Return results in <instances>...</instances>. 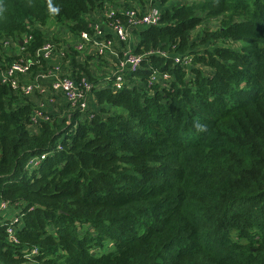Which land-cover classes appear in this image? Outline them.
Here are the masks:
<instances>
[{"label": "trees", "instance_id": "obj_1", "mask_svg": "<svg viewBox=\"0 0 264 264\" xmlns=\"http://www.w3.org/2000/svg\"><path fill=\"white\" fill-rule=\"evenodd\" d=\"M136 1L0 0V40L23 47L0 44V71L22 57L33 78L51 42L91 88L84 111L62 100L32 125L38 92L0 82V264H264V0ZM153 9L157 25H130ZM49 22L90 41L62 46ZM132 39L140 69L113 89Z\"/></svg>", "mask_w": 264, "mask_h": 264}, {"label": "built area", "instance_id": "obj_2", "mask_svg": "<svg viewBox=\"0 0 264 264\" xmlns=\"http://www.w3.org/2000/svg\"><path fill=\"white\" fill-rule=\"evenodd\" d=\"M134 10H128L126 14H129L130 16V25L131 26H138V27H150L157 25L159 13L153 9L144 15L136 16L134 14ZM94 29L96 30L97 35L100 34L98 31L99 26L97 24L93 25ZM113 33H115V36L120 42H126L130 38V33L128 32V29L124 25L115 24L112 25ZM81 40L86 42L90 41V38L88 36V33H82L80 35ZM27 38H24L23 42H26ZM21 42V44L23 43ZM84 42H80L75 44V49L81 50L83 46L85 45ZM0 44L7 50L12 51L16 55H19L20 52L23 50V47L19 45V42H16L12 38H3L0 40ZM93 44L98 47L97 51L100 54L105 53V48H107V51L110 50L111 42L109 40H93ZM124 57L117 63L113 73L110 76V81L108 82V86L113 89H121L124 83L123 79V72L124 70H130L131 72L138 71L140 62H141V56L133 54V51L130 50V48H125L124 50ZM35 53L37 55H40L44 60H49L52 54L54 53V46L50 42H45ZM150 53H156L163 56H166V53L159 50V51H153ZM59 54L62 56V52L59 51ZM176 62H178L177 59H175ZM33 60L29 61L22 57L18 59H14L10 64L6 65L1 71H0V82L3 84L8 85L12 90H19L22 94V96H31L34 92L42 93L44 95H47V89H44L41 87L39 81L36 79H33V81H25V77L29 73V68L32 65ZM161 79H166L165 73H158L156 71L152 72L149 76V85L152 83L155 84L159 82ZM49 89L54 94H59L63 101H65L68 106L70 107H79L81 111H84L87 101V95L90 91V84L89 82H86L85 80H82L81 83L78 85L74 81V79L68 75H63L60 73H56L51 80V83L49 85ZM49 98V97H48ZM44 104L39 103L37 107L42 109L43 112H41L38 108L34 111V114L32 116V125L37 122L38 119H42L44 121L48 120L49 117L45 115ZM46 156V154H40L38 155L37 160L43 159ZM6 208L5 203L0 202V211L4 210ZM12 229H7V234L10 235V239L15 241L14 238H12ZM29 254H37L36 250L32 249L28 251ZM25 254H28L27 252Z\"/></svg>", "mask_w": 264, "mask_h": 264}, {"label": "crops", "instance_id": "obj_3", "mask_svg": "<svg viewBox=\"0 0 264 264\" xmlns=\"http://www.w3.org/2000/svg\"><path fill=\"white\" fill-rule=\"evenodd\" d=\"M135 3L136 7L140 8L138 2L136 0H131ZM147 5H145L146 7ZM52 24H54L56 27L59 28V30L57 29V34L59 36H56V38L58 39L59 43L62 46H68V45H75V43L77 42L78 36H76L75 34L70 33L69 31H67L64 27L55 24L52 22ZM55 30V29H54ZM51 31V30H50ZM48 32V31H45ZM45 32H43L45 34V36L49 39L51 36H49V34H46ZM135 41V39H132L130 42L127 43L128 48L131 47V43H133ZM10 52V50H8ZM89 52L87 54H95V50H93V48H88L86 50V52ZM70 59L71 57L69 56L67 58V56L63 57V55L61 56L59 54V52L54 51V53L52 54V56L50 57L49 60H47V69L37 73L36 75L33 76V78H30V75L28 77V75L25 77V81H33V79H36L39 81L41 87H43L44 89H47V93H51L50 89H49V85L51 83V80L53 79L54 75L56 73H60V74H67V72H69L68 67L71 66L70 64ZM63 61V63H62ZM85 60L84 58H82V60H78V58L76 57V63H84ZM90 63V62H89ZM98 69H99V73L100 74H107L111 71L110 65L108 63L104 62L102 64H98L97 65ZM109 76V74H107ZM31 79V80H30ZM106 83V75L105 77H102V79L100 80V85L101 87H104ZM32 97V96H31ZM33 103H35L36 105L39 103H43L44 106L43 108L46 111H55L57 112L59 109V103L62 102V97L59 94H54L53 97L47 98L46 95H42L41 93L38 94H34L33 97L30 99Z\"/></svg>", "mask_w": 264, "mask_h": 264}, {"label": "rangeland", "instance_id": "obj_4", "mask_svg": "<svg viewBox=\"0 0 264 264\" xmlns=\"http://www.w3.org/2000/svg\"><path fill=\"white\" fill-rule=\"evenodd\" d=\"M43 31L45 32V31H48V32H45L46 34H49V36H51L50 38H52V39H54V40H56L54 37H56V36H59L58 34H57V29L59 30V28L58 27H56L54 24H52V22H49V23H47V25L46 26H44L43 28ZM55 29V30H54ZM51 30V31H50ZM105 31V30H104ZM99 32H101V31H99ZM195 34V33H194ZM54 35H56V36H54ZM57 41V40H56ZM126 46H127V44H126ZM126 48H128V47H126ZM107 50V48H105V52H107L106 51ZM37 158H38V155H36L33 159H32V161H33V164H36L37 162H38V160H37ZM32 249H34V250H36L35 248H32ZM31 249V250H32ZM36 252H37V250H36Z\"/></svg>", "mask_w": 264, "mask_h": 264}]
</instances>
